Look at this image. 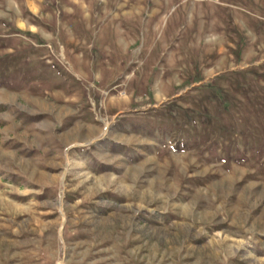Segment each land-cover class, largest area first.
I'll use <instances>...</instances> for the list:
<instances>
[{"label": "rangeland", "instance_id": "rangeland-1", "mask_svg": "<svg viewBox=\"0 0 264 264\" xmlns=\"http://www.w3.org/2000/svg\"><path fill=\"white\" fill-rule=\"evenodd\" d=\"M0 264H264V0H0Z\"/></svg>", "mask_w": 264, "mask_h": 264}]
</instances>
